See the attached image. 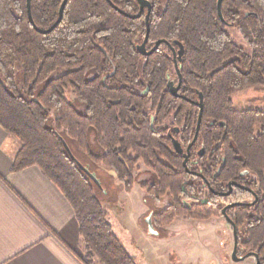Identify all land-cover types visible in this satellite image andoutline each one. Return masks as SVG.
<instances>
[{"label":"trees","instance_id":"trees-1","mask_svg":"<svg viewBox=\"0 0 264 264\" xmlns=\"http://www.w3.org/2000/svg\"><path fill=\"white\" fill-rule=\"evenodd\" d=\"M152 49L180 41L179 75L167 42L138 50L147 34L138 0H68L50 33L31 23L27 0H0V124L21 146L13 170L38 166L74 207L83 264H138L96 193V184L65 149L92 171L111 169L131 191L143 163L150 197H167L152 215L156 228L176 217L204 221L227 209L239 252L264 264V109L234 106L233 96L264 85V0H150ZM64 0H31L35 25L50 28ZM135 16V17H134ZM228 27H236L250 51ZM19 79V81H18ZM187 166L173 138L186 150ZM179 129V132H177ZM92 164L95 169H92ZM237 187L227 195L230 184Z\"/></svg>","mask_w":264,"mask_h":264},{"label":"rangeland","instance_id":"rangeland-1","mask_svg":"<svg viewBox=\"0 0 264 264\" xmlns=\"http://www.w3.org/2000/svg\"><path fill=\"white\" fill-rule=\"evenodd\" d=\"M233 39L248 51L247 42L236 27H228ZM19 81V79H18ZM238 109H264V85L245 88L233 96ZM83 162L87 159L78 153ZM82 162V163H83ZM92 169L95 165L92 164ZM95 172V171H94ZM103 188L96 185V193L115 232L138 264H256L254 256L236 262L232 259L234 234L232 225L223 217L199 221L179 216L152 234L148 218L167 205V197L155 200L142 183L151 182L150 170L141 163L135 171L136 183L131 191L124 188L113 170L96 171ZM242 255V251L239 252Z\"/></svg>","mask_w":264,"mask_h":264},{"label":"crops","instance_id":"crops-1","mask_svg":"<svg viewBox=\"0 0 264 264\" xmlns=\"http://www.w3.org/2000/svg\"><path fill=\"white\" fill-rule=\"evenodd\" d=\"M20 146L0 124V264H83L74 207L38 166L13 170Z\"/></svg>","mask_w":264,"mask_h":264},{"label":"water","instance_id":"water-1","mask_svg":"<svg viewBox=\"0 0 264 264\" xmlns=\"http://www.w3.org/2000/svg\"><path fill=\"white\" fill-rule=\"evenodd\" d=\"M28 1V14H29V19L31 21V23L33 24V26L41 33H50L51 31H53L57 25L61 22L63 15H64V10L67 4L68 0H64V2L61 5L60 8V13H59V18L57 19V21L50 27L47 29H40L35 25L34 19H33V15H32V10H31V0H27ZM110 1V0H109ZM224 0H218V13L220 15V18L222 20H224V16H223V11H222V4H223ZM139 4H140V12L136 15V17H139L142 15V13L147 10V14H146V21H147V34L145 37V40L138 45V50L143 54V55H151L154 51L158 50V48L161 46L162 43L167 42L168 46H170L174 52V58H175V67L177 70V73L179 75V83L177 85L170 83V88H171V92L175 95V96H180V88L182 85V75H181V71H180V66H179V62L182 60L184 52H185V47L184 45L180 42V41H175L174 43L177 44L179 46V50H176V48L173 46L172 43L165 41V40H158L156 42V44L154 45V47L150 50H148L147 48V43L149 40V34H150V15H151V11H152V3L150 0H138ZM135 17V16H134ZM197 104L200 106V114H199V119H198V123H197V127H196V132H195V136L194 139L192 140V142L188 145V147L186 148V150L182 147L181 142L177 139V138H173V143L175 146L176 151L179 154H184L185 155V160H184V165L187 166L188 160L190 158V154H191V149L193 147V145L196 143L197 139H198V135H199V131H200V126H201V121H202V114H203V98H201V100L199 102H197ZM177 132H179V129H177ZM62 143L65 147V149L67 150L68 154L70 155V157L76 162V164L79 166V168L85 172L87 174V176H89L92 181L98 185L100 188H103L102 186V182L101 180L97 177L96 173L94 171H92L90 169V167L88 165L83 164L72 152L70 146L68 145V143L66 142V140L61 137ZM233 189V184H230V191ZM230 193V192H228ZM238 203H233L230 204L228 206H226L223 209V213L225 214V217L227 219V221L232 225L233 227V232H234V248H233V252H232V259L236 262L239 261H243L249 257L254 256L257 260L256 264H260V260H259V256L256 253H246L244 255H240L239 254V240H238V231H237V227L236 224L234 223V221L227 215V208L236 205ZM152 216H150L148 218V223H149V229L150 232L152 234H158V230L154 227L153 223H152Z\"/></svg>","mask_w":264,"mask_h":264},{"label":"flooded vegetation","instance_id":"flooded-vegetation-1","mask_svg":"<svg viewBox=\"0 0 264 264\" xmlns=\"http://www.w3.org/2000/svg\"><path fill=\"white\" fill-rule=\"evenodd\" d=\"M236 188L237 187H235V186H233V189L230 191V188L228 189V192H230V193H226L227 195H229V194H231L233 191H235L236 190ZM234 203V202H233ZM232 202H230V203H226L225 205H224V208L226 207V206H228V205H230V204H233ZM223 208V209H224ZM228 209V208H227ZM221 216H223L225 219H226V217H225V214L223 213V211H222V215ZM227 220V219H226ZM233 234H234V232H233ZM256 262H257V260H256Z\"/></svg>","mask_w":264,"mask_h":264}]
</instances>
